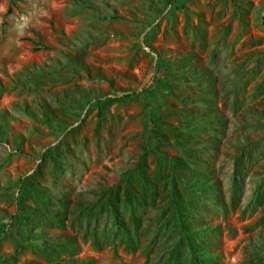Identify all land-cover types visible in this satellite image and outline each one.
<instances>
[{
    "label": "rangeland",
    "instance_id": "obj_1",
    "mask_svg": "<svg viewBox=\"0 0 264 264\" xmlns=\"http://www.w3.org/2000/svg\"><path fill=\"white\" fill-rule=\"evenodd\" d=\"M264 0H0V264H264Z\"/></svg>",
    "mask_w": 264,
    "mask_h": 264
},
{
    "label": "crops",
    "instance_id": "obj_2",
    "mask_svg": "<svg viewBox=\"0 0 264 264\" xmlns=\"http://www.w3.org/2000/svg\"><path fill=\"white\" fill-rule=\"evenodd\" d=\"M99 264H103V263H99Z\"/></svg>",
    "mask_w": 264,
    "mask_h": 264
},
{
    "label": "water",
    "instance_id": "obj_3",
    "mask_svg": "<svg viewBox=\"0 0 264 264\" xmlns=\"http://www.w3.org/2000/svg\"><path fill=\"white\" fill-rule=\"evenodd\" d=\"M264 16V15H263Z\"/></svg>",
    "mask_w": 264,
    "mask_h": 264
}]
</instances>
